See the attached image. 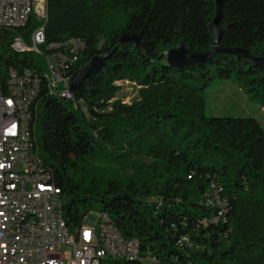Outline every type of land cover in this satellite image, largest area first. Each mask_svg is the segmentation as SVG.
Wrapping results in <instances>:
<instances>
[{
  "label": "trees",
  "instance_id": "trees-1",
  "mask_svg": "<svg viewBox=\"0 0 264 264\" xmlns=\"http://www.w3.org/2000/svg\"><path fill=\"white\" fill-rule=\"evenodd\" d=\"M213 15V0H45L44 42L82 43L66 75L116 45L72 100L42 81L34 103V151L69 231L96 211L157 264H264V128L203 111L208 84L231 79L264 115V66L226 53L185 68L162 58L178 43L210 48ZM27 20L17 29L25 35L39 25ZM216 27L218 47L264 57V0H224ZM129 32L141 49L117 41ZM10 66L45 70L37 55L0 43V80ZM117 81L137 86L136 99L116 97Z\"/></svg>",
  "mask_w": 264,
  "mask_h": 264
},
{
  "label": "built area",
  "instance_id": "built-area-1",
  "mask_svg": "<svg viewBox=\"0 0 264 264\" xmlns=\"http://www.w3.org/2000/svg\"><path fill=\"white\" fill-rule=\"evenodd\" d=\"M26 14L39 25L28 35L17 29ZM45 0H0V43L15 54H35L51 76L49 94L64 99L68 75L58 60L72 62L78 39L45 43ZM12 32L10 40H6ZM40 90L34 68L10 66L0 80V264H157L140 254L135 238H123L105 213L89 211L69 231L61 216L60 189L32 160L28 123L30 104Z\"/></svg>",
  "mask_w": 264,
  "mask_h": 264
},
{
  "label": "water",
  "instance_id": "water-1",
  "mask_svg": "<svg viewBox=\"0 0 264 264\" xmlns=\"http://www.w3.org/2000/svg\"><path fill=\"white\" fill-rule=\"evenodd\" d=\"M214 1V15L213 19L209 23V28L212 31V45L210 48L201 52H188L182 43H178L176 46L171 47L162 53V58L166 65L171 67L185 68L195 63H207L215 54L226 53L231 54L235 57L249 61L250 63L259 64L264 66V57H254L249 55L246 50L239 47H218V41L220 39V31L216 27L220 16L221 5L224 0H213ZM123 40H130L133 44L142 48L138 41V37L135 33L129 32L121 35L118 38V42ZM116 49V45L112 50L105 55H94L84 65L77 68L68 77V88L73 90L83 84V80L95 74L104 64V60L107 59L110 54ZM63 100V99H60Z\"/></svg>",
  "mask_w": 264,
  "mask_h": 264
},
{
  "label": "rangeland",
  "instance_id": "rangeland-1",
  "mask_svg": "<svg viewBox=\"0 0 264 264\" xmlns=\"http://www.w3.org/2000/svg\"><path fill=\"white\" fill-rule=\"evenodd\" d=\"M116 97L124 103L136 99L137 86L127 81H117ZM206 116H253L264 128V115L259 105L231 79H214L203 92ZM96 214V211H91Z\"/></svg>",
  "mask_w": 264,
  "mask_h": 264
},
{
  "label": "bare ground",
  "instance_id": "bare-ground-1",
  "mask_svg": "<svg viewBox=\"0 0 264 264\" xmlns=\"http://www.w3.org/2000/svg\"><path fill=\"white\" fill-rule=\"evenodd\" d=\"M29 15H30V14H26L24 24L28 21L27 18H28ZM81 48H82V47H80L79 49L74 50V52H73V59H74V57L76 56V54L79 53V50H80ZM73 59H72V61H73ZM66 64H67V62H66L65 60H58V69L60 70L61 73H64V69H66V68H65ZM9 69H10V68H9ZM7 73H9V70L7 71ZM39 74H40V75H39ZM39 74H37V73L35 72V69H34V75L37 76V79H38V81H39V83H40V87H41V82H42V81H43V82L45 81L46 84H47V86H46V85H45V86L48 87V89H49V91H50V86H51V76L49 75V73H48L46 70H44V72H42V74H41V73H39ZM36 98H37V97H34V99L32 100V102H31V104H30V120H29V123H28V137H29V146H30V149H31L32 160H38V162H39L40 164H42L41 161L39 160V158L37 157L36 152L34 151L35 149H34V144H33V142H34V141H33V135H32V132H31V130H30V125H31V123H32V121H33V115H34V103H35ZM64 99H65L66 101H67V100H72V92H71V90L68 88V80L66 81V83H65V85H64Z\"/></svg>",
  "mask_w": 264,
  "mask_h": 264
}]
</instances>
